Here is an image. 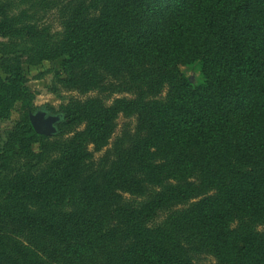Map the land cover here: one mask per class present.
I'll use <instances>...</instances> for the list:
<instances>
[{
  "label": "trees",
  "instance_id": "16d2710c",
  "mask_svg": "<svg viewBox=\"0 0 264 264\" xmlns=\"http://www.w3.org/2000/svg\"><path fill=\"white\" fill-rule=\"evenodd\" d=\"M39 2L57 29L27 11L0 20V119L29 106L24 64L63 59L58 82L78 96L60 107L58 140L27 116L9 133L0 231L69 253L58 215L72 209L76 264H264V0ZM195 63L198 85L181 71ZM121 116L135 127L96 161Z\"/></svg>",
  "mask_w": 264,
  "mask_h": 264
},
{
  "label": "rangeland",
  "instance_id": "374dc122",
  "mask_svg": "<svg viewBox=\"0 0 264 264\" xmlns=\"http://www.w3.org/2000/svg\"><path fill=\"white\" fill-rule=\"evenodd\" d=\"M25 11L29 12L31 15L36 13V18L43 17V21L52 25L53 29L59 27L57 14L54 11L46 14V10L40 5L39 0H0V20L5 18L14 19ZM5 45L9 47L7 41L0 37V51L2 50L1 46ZM10 48H12V45H10ZM29 48L30 46L27 43H18L17 46L18 51H26ZM1 58L2 55L0 54V78L6 79ZM62 62L63 59H58L51 62H43L35 66L23 65L22 68L27 78L26 87L31 99L27 103L29 104L27 108L23 109L22 102H17L15 107L10 111L9 116L5 119H0V154L8 139L9 133L12 132L17 124L25 119L26 116L29 118L30 122L32 117L37 116L43 120H51L52 132L46 135V137L50 141L59 139L60 127L64 122V116L60 112V107L70 99L78 96L76 93H70L64 90L58 82L59 77L62 76ZM181 71L194 85L202 83L203 77L200 63L182 66ZM117 124L118 127L109 141V145L101 152L95 153L96 161L104 155L106 150L111 148L115 138L120 134L126 124L135 127L136 118L121 116ZM40 148L41 145L39 143L34 144L32 147L36 153L40 152ZM91 150H93V147H91ZM71 214L72 209H64L58 217L62 228L65 229L63 232L68 236L67 239L68 242H70L69 244L76 247L75 251L70 250L69 253H67L68 247L58 244L61 253H55L53 245H51L50 242L46 244L43 240L32 239V237L23 230L15 229L13 232H7L6 228H4L3 231H0V260L6 262V264H26L29 256H31L30 251L32 250V252L35 253L34 255L37 256V264H64V262H60L64 256L70 257V260L66 263L76 264L78 259L76 251L80 252L81 240L79 238V226ZM47 246L50 250H53V254L48 255V253L45 252L44 247ZM86 246L88 247L89 245L86 244ZM79 252H77V254ZM216 263V258L210 255H198L195 258V264ZM34 264L36 263L34 262ZM86 264H100L99 254L94 256L93 263L86 262Z\"/></svg>",
  "mask_w": 264,
  "mask_h": 264
},
{
  "label": "water",
  "instance_id": "95a60500",
  "mask_svg": "<svg viewBox=\"0 0 264 264\" xmlns=\"http://www.w3.org/2000/svg\"><path fill=\"white\" fill-rule=\"evenodd\" d=\"M31 123H32L34 130L39 135L46 136L52 132L51 120H43L37 116V117L31 118Z\"/></svg>",
  "mask_w": 264,
  "mask_h": 264
}]
</instances>
